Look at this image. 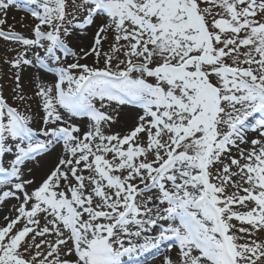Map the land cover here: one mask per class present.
<instances>
[{
    "label": "snow or ice",
    "instance_id": "snow-or-ice-1",
    "mask_svg": "<svg viewBox=\"0 0 264 264\" xmlns=\"http://www.w3.org/2000/svg\"><path fill=\"white\" fill-rule=\"evenodd\" d=\"M0 41L24 105L0 91V203L18 201L0 264H132L165 242L161 264H264V0H0ZM27 67L54 75L40 123Z\"/></svg>",
    "mask_w": 264,
    "mask_h": 264
},
{
    "label": "rangeland",
    "instance_id": "rangeland-1",
    "mask_svg": "<svg viewBox=\"0 0 264 264\" xmlns=\"http://www.w3.org/2000/svg\"><path fill=\"white\" fill-rule=\"evenodd\" d=\"M14 12L12 11V7H10V9L8 10V23L9 24H14L15 25V30L19 31L25 35H27L30 32V26L27 24H24L21 22V17L22 16H26V13L24 11H22L18 21L16 22V19L13 17ZM29 18V17H28ZM31 19V18H30ZM32 24V23H31ZM92 34L93 31H95L94 28H91ZM76 40L72 38V44H75ZM90 44V41L86 44H84L83 46H88ZM79 45V43L77 42L74 46ZM81 46V45H79ZM5 47H7L6 45L4 47H2L0 45V55H3L4 49ZM12 47H15V45H13ZM105 48H107V44L105 45ZM19 50V49H17ZM78 51V49H77ZM9 55H15L14 52L11 51V48H9ZM72 59H74L73 57L69 56L67 58L68 62H71ZM83 62H88L91 63V59H89L88 61H81ZM27 68H33V67H27ZM26 69V68H25ZM24 69V70H25ZM23 70V71H24ZM16 69L11 68L10 66L0 63V91L3 92V95L9 98V103L16 105V104H20V107L23 108V103H21L20 101H18L15 96H14V92L13 89L15 87L14 85V78H13V74L16 72ZM39 83V80L36 79V77L27 79V78H22V84L24 87V92L26 94V96L28 97L27 99V103L29 105H31V110L33 113H36L35 116V120L37 121V123H40V117L43 115V110H42V106L40 105V101L39 98H35L33 97V92L36 90V84ZM124 109L120 110V115L122 113ZM74 123L80 124L82 127L87 123V119L84 118H80V117H76L73 120ZM126 125V119H121V116L119 118V120L115 123H113L111 131L112 132H126L128 130V126L125 127L124 130L121 129L122 126ZM251 133V132H250ZM251 137L250 138H254L255 137V133H251ZM242 147H247V145H243ZM235 149H233V152L235 153ZM55 158V155L53 158H51V160L49 161V165L51 163V161ZM39 165H36L33 168V175L28 176L26 174L25 178L28 179H34L37 183H39L40 178L44 175V173L47 171V167L46 170L44 169L40 174L38 173H34V170L38 167ZM36 185H33V187H35ZM10 201V205L7 206V203ZM18 204V201L15 200L14 198H9L7 199L5 202L0 203V208H2L4 205L8 207L7 209V214L8 216H14L15 212L11 211V209L16 206ZM262 237H264V233L261 234ZM142 264H157V259L156 258H151L149 260H147L145 263Z\"/></svg>",
    "mask_w": 264,
    "mask_h": 264
},
{
    "label": "bare ground",
    "instance_id": "bare-ground-1",
    "mask_svg": "<svg viewBox=\"0 0 264 264\" xmlns=\"http://www.w3.org/2000/svg\"><path fill=\"white\" fill-rule=\"evenodd\" d=\"M12 11L14 12L13 17L16 19V22H19L18 19L22 13V10L15 8V7H12ZM25 17L26 18L24 21H22V23L30 26L32 23V20L30 19V17L29 18L27 16H25ZM93 33H94V31H93ZM92 36H93V34L91 31V28H89V29H87V31H85L83 33V35H81L80 31L78 30L77 34L73 36V39H75L76 40L75 42L76 43L78 42L79 45H81V47H83V45L88 43L89 41L91 44ZM75 44H72V45L74 46ZM0 45L2 47L5 46L3 41H0ZM41 75H43V79L46 83H51L54 80L53 74H51V73L41 74V73H38L35 68H26L23 71L22 78L30 79V78L41 76ZM130 115H131V109L130 108H124V110L122 111L120 116H121V119H126V125L121 127L122 130H124L125 127H127L129 125ZM251 136H252L251 133H249V137H251ZM58 151H59V149H58ZM54 155L50 156V157H46L44 159V161L41 162V164H38L39 166L34 170V173L40 174L44 169L46 170V168L49 166V164H48L49 161L51 160V158L54 157ZM8 205H10V201L7 203V206ZM7 206L4 205L2 208H0V225H3L5 223L4 217L8 216V214H7L8 207ZM167 243H169V242H165V244H162L160 246L159 251H157L156 249H150V250H146L145 252L140 253L138 256L133 257V260H132L134 262L133 264L141 262L142 259H144L148 256H151V255L153 257H156L157 264H161L163 256L169 254L166 250V247H165V245ZM171 255L173 256V258H175V255H176L175 249L172 250ZM123 259L126 261H129V257H127V256H125Z\"/></svg>",
    "mask_w": 264,
    "mask_h": 264
}]
</instances>
